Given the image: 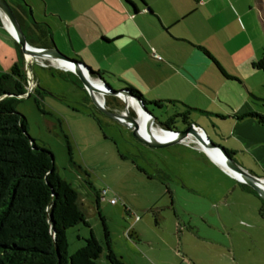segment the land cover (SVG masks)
Masks as SVG:
<instances>
[{"label":"rangeland","instance_id":"obj_1","mask_svg":"<svg viewBox=\"0 0 264 264\" xmlns=\"http://www.w3.org/2000/svg\"><path fill=\"white\" fill-rule=\"evenodd\" d=\"M26 3L32 7L37 22L57 28L53 20L46 21L41 12L42 7L36 1L26 0ZM0 36L6 37L2 32ZM61 38L62 34L56 33V45H67L61 42ZM11 44L17 53L14 43ZM5 50L1 48V51ZM61 53L69 59L81 61L80 56L72 54L68 49ZM86 60L94 72L106 71L102 78L114 91L137 88L147 101L186 102L191 108L228 115L233 111L229 105L238 109L243 107L244 104H240L243 100L241 94L246 98L250 92L264 100V76L257 73L248 76L246 88L227 83L229 87L224 89L215 73L211 75L195 61L196 75L203 70L207 72L197 75L201 88L213 97L221 93L222 101L218 106L196 92L195 101H192L187 91L182 93L180 89L183 88L185 75L182 69L178 70L169 63L161 68L143 64L140 71L136 70L140 74L134 75L128 71L121 72L112 58H101L96 63L95 60ZM193 61L189 59V64ZM44 65L66 72L58 62L29 58L26 65L28 92L33 93L40 84L48 92L43 94L41 102L61 120V124L55 118L39 112L33 98L19 102L17 111L28 121L29 136L39 147L48 148L52 152L59 174L80 194L89 226L80 224L67 231L70 254L85 245V239L90 237L91 231L103 241V225L95 196L87 184L89 181L101 192L100 213L111 232L115 253L126 264H225L227 260L222 256L225 247L220 246L232 243L237 253L241 254L242 264H264L261 199L252 197L239 187L234 189V180L222 171L224 169L206 161L196 151L193 159L186 155L189 149L181 148L180 156L173 154L171 148L178 144L152 149L140 143L125 126L98 110L83 83L75 78L76 75L62 78ZM225 69L232 73L230 68ZM109 71L115 75L110 76L107 73ZM107 97L98 95L97 98L105 100L106 104ZM261 105L263 107L255 110L264 114V104ZM122 108L124 113L123 102ZM129 111L133 112L131 108ZM195 122L200 128L205 127L208 136L209 130L210 133L218 134L214 140L211 139L213 143H223L227 147L242 145L239 138L241 129L233 130L236 123H225L214 130L207 119L195 117ZM64 135L69 137L71 143L73 163L69 160ZM195 144H199L196 139ZM238 159L252 168L255 175L264 178V138L258 142L254 152L244 148ZM82 169L88 172V177ZM192 180L195 181V188ZM167 186L171 188L173 196L167 193ZM227 192L229 204L221 201ZM112 200L116 203L113 204ZM188 226L191 229L185 228ZM195 230H199L196 235ZM99 264H109L106 252L101 255Z\"/></svg>","mask_w":264,"mask_h":264},{"label":"crops","instance_id":"obj_2","mask_svg":"<svg viewBox=\"0 0 264 264\" xmlns=\"http://www.w3.org/2000/svg\"><path fill=\"white\" fill-rule=\"evenodd\" d=\"M34 1L42 7L41 12L45 15L46 21L53 20V25L57 27L54 29L50 26L53 30L54 42L56 33H61L63 36L61 42L67 44L60 47L55 43V47L63 53L68 49L72 54L80 56L81 62L92 70H94L93 67L86 59L95 60L96 63L101 58H112L118 69L122 70L121 72L128 71L129 74L134 75L140 74L136 70L140 71L143 64H145L143 66L154 65V67L161 68L162 65L169 63L178 70L182 69L181 72L185 75L183 88L180 89L182 93L187 91L192 101H195L196 92L202 98L218 106L222 101L221 93H216V98L201 88L198 84L200 78L197 76L201 72H208L211 75L215 73L224 89L229 87L227 83L246 88L249 75L257 73L264 76L263 71L254 67V63L260 60L264 52V0ZM62 12H64L63 15ZM11 43L9 38L0 36V72H7L13 66L12 62L17 60V53L13 50ZM3 47L6 48L5 51H1ZM205 51L217 61L227 75L232 74L235 79L225 78ZM189 59L194 60L192 64H189ZM195 61L199 62L207 72L203 70L196 75ZM225 68H230L232 73L227 72ZM104 72L106 71L98 73L103 75ZM110 72H107L110 76L115 75ZM208 85L217 92V89L213 88L210 83ZM248 94L246 98L241 94L243 100L240 104H244L241 109L229 105L233 111L228 115H216L205 110L191 108L186 105V102V104L179 101L162 102L175 103L176 108L170 106L167 109V116L192 109L190 122L197 124L195 117L207 119L208 124H211L214 130L225 123L231 125L236 123L232 127L234 131L241 129L239 138L242 145L227 147L223 143H215V141L214 143L224 147L229 152L230 158L242 169L258 177L252 168L245 166L238 159V155L244 148L254 152L258 142H262L264 138V125L259 123L255 117L248 116L250 113L261 114L256 112L255 108L263 107L261 104H264V100L255 97L250 92ZM159 114L154 113L161 123L163 119L159 118ZM177 125L183 130L186 128L184 125L178 123ZM204 129L199 130L211 142L214 137H218L216 132L211 131L210 133V130L208 133L211 137L208 136ZM181 148L189 149L186 155H190L193 159H195L196 151L206 161L213 165L215 163L202 150L187 147L185 143L171 148V152L174 151L173 154L180 156ZM215 165L218 166L216 163ZM230 177L234 180V189L239 187L241 191L246 192L236 179ZM258 178L264 179L263 177ZM192 183L195 188V181L192 180ZM221 199L222 202L229 204V193L224 194ZM198 232L199 230H195V235ZM220 247H225L222 251L223 258L227 260L225 264H242L241 254L237 253L234 243ZM220 263L222 262H218Z\"/></svg>","mask_w":264,"mask_h":264},{"label":"trees","instance_id":"obj_3","mask_svg":"<svg viewBox=\"0 0 264 264\" xmlns=\"http://www.w3.org/2000/svg\"><path fill=\"white\" fill-rule=\"evenodd\" d=\"M7 2L32 47H55L53 30L48 24L35 20L33 10L25 0ZM2 22L3 17L0 15V32L14 43L17 60L10 71L0 72V264H99L103 252H106L109 264H126L115 253L111 232L106 219L100 213L101 192L89 181L87 184L95 196L103 225V241L91 231L90 237L85 239V245L75 253H69L67 231L80 224L89 226L80 194L70 182L61 177L52 152L48 148L39 147L29 136L28 121L17 111V104L24 99L33 98L38 111L44 116L55 118L58 124H61V120L41 102L43 94L48 92L42 89L40 84L33 93L28 92L26 59L21 46L4 29ZM205 52L225 78L235 79L227 75L217 61ZM254 67L264 72V52L260 60L254 63ZM45 68L53 74L58 73L62 78L74 76L71 72H62L47 66ZM92 75L95 78L102 76L94 71ZM128 90L141 98L153 113L161 111L159 118L163 119L164 123L159 124L162 128L173 127L175 131L178 130L175 127L177 123L186 128L192 124V109L167 116V109L170 106L175 107L174 102H149L138 90ZM122 102L118 97L108 96L105 107L111 112L122 113ZM131 115L135 117L134 111ZM248 116L255 117L264 125L263 114L250 113ZM64 139L69 160L73 163L69 137L64 135ZM122 158L125 159L123 156ZM82 172L89 176L87 171L82 169ZM241 187L261 199L249 186L241 184ZM166 189L171 195L170 188L167 186ZM261 202L260 215L264 218V201L261 199Z\"/></svg>","mask_w":264,"mask_h":264},{"label":"water","instance_id":"obj_4","mask_svg":"<svg viewBox=\"0 0 264 264\" xmlns=\"http://www.w3.org/2000/svg\"><path fill=\"white\" fill-rule=\"evenodd\" d=\"M0 15L3 17L2 24L4 29L21 46L22 52L26 59V65H28L29 58L47 61L50 60L58 63H67L68 66L62 67L65 68L66 71L71 72L78 77V79L83 83L87 92L90 94L98 110L116 123H119L131 130L133 137L137 141L148 146L149 148L161 149L176 144H181L189 138H195L201 146L202 151L207 156H209L216 164L220 165L234 179L252 188L264 201V179L255 177L248 171L242 169L230 158L227 150L224 147L214 144L207 138V141L204 140L202 137L203 133H200V130H198L201 129L198 124L192 123L183 131H174L171 129L157 127L156 123L158 118L152 111L148 109L147 105L141 98L134 96L129 90L114 91L112 87L104 81L101 75L98 78L93 77L92 68L81 61L77 62L75 60L67 58L56 47L52 49H39L32 47L27 42L23 30L7 0H0ZM5 21L10 24L14 33L6 27ZM93 81L102 83L103 88H98L97 86H95V84H93ZM97 95H100L103 98L105 96L118 97L125 104V112L114 113L109 111L105 107V100H103V103H100L97 99ZM129 100L135 101L137 107H139V111L128 103ZM130 108L134 111L136 117H133V115H131L129 111ZM143 120L145 123V130L148 138L144 134H142L141 131V121ZM154 131L164 133V135L167 136V139L161 140L156 138L153 134ZM212 153L218 155L223 165L212 157Z\"/></svg>","mask_w":264,"mask_h":264},{"label":"bare ground","instance_id":"obj_5","mask_svg":"<svg viewBox=\"0 0 264 264\" xmlns=\"http://www.w3.org/2000/svg\"><path fill=\"white\" fill-rule=\"evenodd\" d=\"M5 25H6V27H7L11 32L14 33L12 27L10 26V24H9L7 21H5ZM60 65L63 66V67L68 66L67 63H65V62L60 63ZM93 84H95V86H97V87H98V86H101V87H98V88H103V84L100 83V82H98V81H93ZM97 97H98V95H97ZM97 99L99 100L100 103H103V100H102V99H100V98H97ZM128 103H129L130 105H132L135 109H137V110L139 109V107H137L135 101H133V100H129ZM138 111H139V110H138ZM141 126H142V128H141L142 134H144V135L148 138V135L146 134V130H145V123H144V120L141 121ZM153 134H154V136H155L156 138H158V139H161V140L167 139V136L164 135V133H160V132H155V131H154ZM202 137H203L204 140H206L203 134H202ZM206 141H207V140H206ZM212 157H213L215 160L219 161V162L222 164V162H221L220 158L218 157V155L212 153ZM222 165H223V164H222Z\"/></svg>","mask_w":264,"mask_h":264},{"label":"flooded vegetation","instance_id":"obj_6","mask_svg":"<svg viewBox=\"0 0 264 264\" xmlns=\"http://www.w3.org/2000/svg\"><path fill=\"white\" fill-rule=\"evenodd\" d=\"M162 123H164V121L162 122ZM159 121H157V123H156V126L157 127H159ZM191 125V124H190ZM189 125V126H190ZM161 126V125H160ZM178 130H175V131H183V129H181V127L179 126V125H176L175 126ZM126 128V127H125ZM171 128V130H174V128L173 127H170ZM127 130H129L128 128H126ZM185 130V129H184ZM129 132H130V134L132 135V131L131 130H129ZM183 143H185L187 146H192V148H195V146H196V149H198V150H202V148H201V146L199 145V144H195V138H189L188 140H186L185 142H183ZM209 157V156H208ZM210 158V157H209ZM211 159V158H210ZM212 160V159H211ZM213 161V160H212ZM221 167V166H220ZM222 168V167H221ZM225 171V170H224ZM226 172V171H225ZM239 182V181H238ZM240 184H243V183H241V182H239ZM170 190H171V188H170ZM171 195L173 196V193H172V191H171ZM186 228H188V229H191V226H188V227H186Z\"/></svg>","mask_w":264,"mask_h":264},{"label":"built area","instance_id":"obj_7","mask_svg":"<svg viewBox=\"0 0 264 264\" xmlns=\"http://www.w3.org/2000/svg\"><path fill=\"white\" fill-rule=\"evenodd\" d=\"M44 66H46V65H44ZM112 203L114 204V203H116V201L115 200H112Z\"/></svg>","mask_w":264,"mask_h":264}]
</instances>
